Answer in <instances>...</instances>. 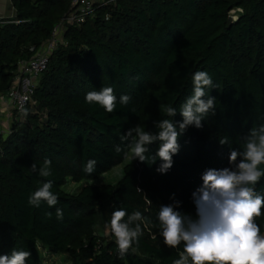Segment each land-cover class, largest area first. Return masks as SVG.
<instances>
[{"label":"trees","instance_id":"1","mask_svg":"<svg viewBox=\"0 0 264 264\" xmlns=\"http://www.w3.org/2000/svg\"><path fill=\"white\" fill-rule=\"evenodd\" d=\"M13 6L16 17L0 20V94L13 87L19 65L51 39L72 0H13ZM197 71L212 78L206 92L215 97V108L202 128L190 126L179 137L171 169L158 172L159 158L152 163L156 142L145 154L149 159L127 164L116 184H92L131 157L132 138H123L129 129L140 124L156 132V121H183L179 109L193 93ZM103 87L113 88L117 98L111 113L85 99ZM122 95L131 98L126 105ZM33 103L13 114L8 136L0 135V255L15 248L31 253L26 264H45V248L68 254L71 264H173L183 244L164 243L161 205L178 202L176 211L197 218L193 193L203 174L231 168L230 148L242 151L249 130L264 125V0L95 1L93 14L69 27L50 55ZM161 105H171L176 116ZM222 138L227 145L221 146ZM45 158L52 174L42 178L30 168ZM89 160L96 161L91 174L84 170ZM47 180L58 203L30 205L29 196ZM69 181L84 184L68 193ZM253 187L264 196V176ZM106 206L107 224L115 210L142 214L138 244L124 255L111 229L109 238L99 229ZM255 222L264 235V207Z\"/></svg>","mask_w":264,"mask_h":264},{"label":"clouds","instance_id":"2","mask_svg":"<svg viewBox=\"0 0 264 264\" xmlns=\"http://www.w3.org/2000/svg\"><path fill=\"white\" fill-rule=\"evenodd\" d=\"M192 82L193 93L179 109L182 122L161 119L154 122L156 132L145 130L138 124L123 135L124 139L132 138L130 151L142 163L149 159L145 155L150 151L149 146L159 142L157 153L150 157L152 163L157 158L162 161L158 172L166 173L171 169L172 158L180 148L179 137L190 126L202 128L205 117L215 108V97L206 92V89L213 86L209 74L197 71L192 76ZM113 92V88L103 87L99 91L86 93L85 99L89 104H98L111 113L117 99ZM206 96L207 99H203ZM130 99L129 96L122 95L120 102L126 105ZM160 110L169 117L177 114L171 105H161ZM219 143L221 146L227 145L228 139H219ZM120 150L117 146L116 151ZM229 161L231 168L208 169L203 174L202 187L193 193L197 218L176 211L178 202L175 205H161L158 219L164 243L170 248L183 244V251L173 264H264V235L255 222L264 207V196L256 194L253 187L264 176V171L260 169L264 165V125L249 130L244 137L242 151L230 148ZM50 164L51 161L45 158L39 167L34 162L30 170L39 177L47 178L52 174ZM95 166L96 161L89 160L84 170L91 174L95 171ZM52 188L51 180L43 182L29 196V204L39 207L41 201H46L49 207H54L58 198L51 191ZM46 215L50 218L52 213ZM56 217L63 218L62 209H56ZM141 218L139 211L131 215L123 209L113 211L107 226L115 236L121 255L134 242L138 244L141 228L137 222ZM133 224L135 227H131ZM30 256L29 251L14 248L10 254L0 255V264H26Z\"/></svg>","mask_w":264,"mask_h":264},{"label":"built area","instance_id":"3","mask_svg":"<svg viewBox=\"0 0 264 264\" xmlns=\"http://www.w3.org/2000/svg\"><path fill=\"white\" fill-rule=\"evenodd\" d=\"M94 5L95 0H72L71 11L55 26L51 39L35 57L19 65L13 87L6 94H0V135L11 133L10 123L15 112L21 114L34 104V89L39 77L47 70L50 55L63 44L64 33L69 27L81 25L93 14ZM5 122L9 124L7 130Z\"/></svg>","mask_w":264,"mask_h":264},{"label":"rangeland","instance_id":"4","mask_svg":"<svg viewBox=\"0 0 264 264\" xmlns=\"http://www.w3.org/2000/svg\"><path fill=\"white\" fill-rule=\"evenodd\" d=\"M4 125H5V129L7 130L9 124L5 122ZM10 127H11V123H10ZM133 161H135V157L134 154L131 153V157L127 161L115 167L112 171L104 174L98 180L93 181L92 184L95 185L116 184L122 178L124 167ZM83 184L84 183L75 184L74 182L69 181V183L64 187V190L68 193H75ZM109 212H110V207L106 206L103 213V217H104L103 219L105 220L106 224L105 225L102 224L99 227L100 230L104 231L106 238H109V234H110V228L107 226L108 225L107 222L109 219ZM40 252L45 260V264H71V258L68 254H52L51 252H49V250L45 248H41Z\"/></svg>","mask_w":264,"mask_h":264},{"label":"crops","instance_id":"5","mask_svg":"<svg viewBox=\"0 0 264 264\" xmlns=\"http://www.w3.org/2000/svg\"><path fill=\"white\" fill-rule=\"evenodd\" d=\"M15 17L13 0H0V20L14 19Z\"/></svg>","mask_w":264,"mask_h":264}]
</instances>
